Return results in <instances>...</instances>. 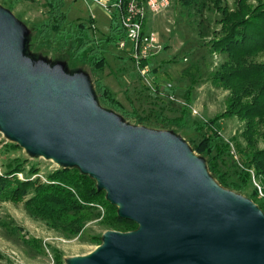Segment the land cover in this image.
I'll list each match as a JSON object with an SVG mask.
<instances>
[{
    "label": "water",
    "instance_id": "95a60500",
    "mask_svg": "<svg viewBox=\"0 0 264 264\" xmlns=\"http://www.w3.org/2000/svg\"><path fill=\"white\" fill-rule=\"evenodd\" d=\"M20 42L15 20L0 11L2 132L60 167L78 168L120 219L137 225L107 232L70 264H264L258 207L215 183L182 141L119 127L96 109L81 75L59 81L30 60L17 66Z\"/></svg>",
    "mask_w": 264,
    "mask_h": 264
},
{
    "label": "trees",
    "instance_id": "16d2710c",
    "mask_svg": "<svg viewBox=\"0 0 264 264\" xmlns=\"http://www.w3.org/2000/svg\"><path fill=\"white\" fill-rule=\"evenodd\" d=\"M120 1L124 4L128 0ZM174 2L186 13L187 19L196 21L200 15L195 26L196 41H186L182 49V54L192 56L193 60L180 72L189 84L184 94L183 113L175 119L167 120L153 110L143 117L134 110L128 111L96 77L95 74L105 66V59L100 55L103 46L127 41L120 25H112L109 34L103 38L92 39V22L89 25L85 22L68 24L63 12V0H48L47 20L37 26V49L59 53L67 49L73 58L86 50V56L81 59L88 60L89 68L95 75L94 90L103 106L128 119L139 120V123L150 128L168 129L173 125L193 130L196 136L189 139V144L197 155L205 159L210 176L222 188L237 193L251 186L247 197L264 214V8L252 9L250 0H233V8L227 5L226 0ZM201 49L211 59L209 71L206 72L197 62V52ZM157 70L154 68L152 72ZM203 74L215 88L229 91L227 109L219 117L205 122L193 121L187 125L188 96L191 87L201 82ZM226 116H235L242 123L240 132L231 141L225 140L218 131V121ZM18 148L16 144L5 146L10 151ZM15 160L1 165L0 202L22 201L31 217L53 224L67 222L73 227V235L81 232V220H84L86 213L92 214L95 219L102 218L107 228H121L122 231L137 228L135 223L118 217L117 208L106 200L105 192L98 191L96 182L88 175L81 174L78 168H56L44 176L45 181H41L38 176L32 179L40 171L36 165H31L25 172L24 165L28 161ZM19 173L24 175L22 180L17 177ZM69 216L73 219L69 220ZM37 252L44 254L38 241ZM52 252L55 262L60 264V259Z\"/></svg>",
    "mask_w": 264,
    "mask_h": 264
},
{
    "label": "rangeland",
    "instance_id": "374dc122",
    "mask_svg": "<svg viewBox=\"0 0 264 264\" xmlns=\"http://www.w3.org/2000/svg\"><path fill=\"white\" fill-rule=\"evenodd\" d=\"M47 1L0 0V11L7 12L13 17L19 30L20 41L22 40L17 54V66H25L30 60L37 66V70L45 71L48 77L55 79L54 74L59 75L60 77L56 78L59 81L61 78L74 79L81 75L79 79L84 80L92 91L91 95L96 109L114 117L119 127L154 134H167L171 139L182 141L194 157L204 162L205 159L197 155L189 144V139H194L196 136L193 130L180 129L173 125L168 129L150 128L146 124L139 123V120L128 119L103 106L97 98L93 85L96 75L125 109L134 110L141 117L147 115L150 110L156 111L159 116L167 120L180 117L185 107L184 94L189 84L180 72L193 60L192 56L182 54V49L186 41H196L195 26L199 22L200 15L195 19L196 21L187 19L186 13L177 6L174 0H168V6L161 12L147 14L144 31L154 32L162 49L149 61L150 71L146 76L148 81L145 82L132 61L129 41L121 42L124 43V48H120L118 44H105L100 51V55L105 59V66L95 75L89 68L88 60L82 61L81 59L86 56V50L81 51L79 56L74 58L71 56V51L67 49L61 50L60 53L38 50L35 36L37 26L47 20ZM102 1L108 2L109 5L116 0ZM226 1L230 8L234 7L233 0ZM250 4L252 9L264 8V0H250ZM63 12L66 14L68 24L76 25L78 22H85L89 25L92 22L90 29L92 39L103 38L109 34L112 25L118 24L114 9L110 16L107 11L90 0H63ZM210 60L205 53L203 54L202 49L197 52V62H200L201 69L205 72L209 71ZM154 68L158 70L153 73ZM206 77L203 74L201 82L191 87L190 97L188 96L190 103L186 105L187 110L185 109L188 113L185 118L187 125L193 121L205 122L214 119L227 109L229 91L215 88L209 82L208 77L206 80ZM167 85L170 86L167 87ZM152 123H154L153 120ZM241 124L235 116H226L218 121V131L225 140L231 141L240 132ZM9 144L16 143L9 139L0 127V171L1 165L9 160L17 159L15 161L21 162L25 159L28 161L24 165L25 172L31 165H36L40 171L32 179L38 176L41 181H45L44 176L47 173L60 167L54 161L44 159L19 145L16 150L5 149V146ZM234 152L233 149L232 154ZM21 176L23 179L24 175L21 174ZM213 181L217 183L214 179ZM227 191L238 198L249 200L258 207L253 200L247 197L251 192V186H248L242 193ZM99 211L103 215L102 210ZM68 219L72 220L73 217L69 216ZM81 221L83 222L81 232L73 235V227L70 224L67 225V222L53 224L38 217H31L22 201L0 202V264H57L52 251L60 259V264H70L72 259L86 256L101 246L107 232L133 231L107 228L102 218L95 219L90 213H86L84 220ZM37 241L44 254L37 252Z\"/></svg>",
    "mask_w": 264,
    "mask_h": 264
},
{
    "label": "built area",
    "instance_id": "2783aa9c",
    "mask_svg": "<svg viewBox=\"0 0 264 264\" xmlns=\"http://www.w3.org/2000/svg\"><path fill=\"white\" fill-rule=\"evenodd\" d=\"M29 2H40L43 0H27ZM99 5L110 16L113 9L115 10L118 25L124 30L126 39L131 44V56L136 69L139 71L144 81L147 82L146 76L150 71L149 61L153 59L162 49L158 38L154 32H145L144 23L148 13L155 14L164 10L168 4V0H128L122 3L116 0L108 5V2L102 0H90ZM120 48H124V43L119 44ZM170 85H167L169 87ZM18 178L22 180L21 174ZM259 189V187H258Z\"/></svg>",
    "mask_w": 264,
    "mask_h": 264
}]
</instances>
